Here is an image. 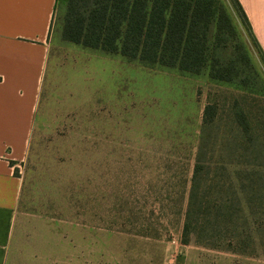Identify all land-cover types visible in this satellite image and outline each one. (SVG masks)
I'll return each mask as SVG.
<instances>
[{"label":"rangeland","instance_id":"rangeland-1","mask_svg":"<svg viewBox=\"0 0 264 264\" xmlns=\"http://www.w3.org/2000/svg\"><path fill=\"white\" fill-rule=\"evenodd\" d=\"M222 1L254 68L252 96L207 72L147 67L66 42L59 4L28 156L15 169L22 190L5 264H264L262 234L252 256L181 243L208 102L220 109L214 157L244 156L231 144L220 150L225 132L235 138L236 101L255 117L246 157L264 164V65Z\"/></svg>","mask_w":264,"mask_h":264},{"label":"trees","instance_id":"trees-1","mask_svg":"<svg viewBox=\"0 0 264 264\" xmlns=\"http://www.w3.org/2000/svg\"><path fill=\"white\" fill-rule=\"evenodd\" d=\"M229 2L264 65V53L239 0ZM60 3L66 6L62 27L66 42L147 67L193 75L207 72L211 81L240 86L249 96L256 91L248 51L222 0H57L56 11ZM233 108L228 123L235 138L229 143L225 132L220 150L231 144L234 155L244 156L214 157L220 145V109L216 100L208 102L181 243L252 256L257 252L256 235L264 236V184L259 173L264 164L246 157L255 141L252 111L238 108L236 101ZM257 116L264 123V116ZM239 166L242 172L234 170Z\"/></svg>","mask_w":264,"mask_h":264},{"label":"crops","instance_id":"crops-1","mask_svg":"<svg viewBox=\"0 0 264 264\" xmlns=\"http://www.w3.org/2000/svg\"><path fill=\"white\" fill-rule=\"evenodd\" d=\"M239 2L264 53V0ZM56 5L57 0H0V264L7 260L21 198L15 169L28 156Z\"/></svg>","mask_w":264,"mask_h":264}]
</instances>
